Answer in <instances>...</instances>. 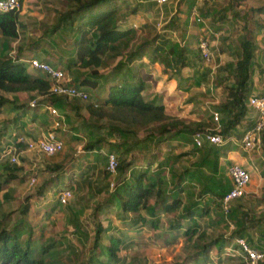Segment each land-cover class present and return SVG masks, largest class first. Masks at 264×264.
Returning <instances> with one entry per match:
<instances>
[{
    "label": "rangeland",
    "instance_id": "obj_1",
    "mask_svg": "<svg viewBox=\"0 0 264 264\" xmlns=\"http://www.w3.org/2000/svg\"><path fill=\"white\" fill-rule=\"evenodd\" d=\"M64 1L30 0L28 7L30 10L32 7L35 10H49L57 7L61 8L60 11L63 12L67 8ZM135 2L134 0H122L120 15L122 16L127 12L126 6L130 10L138 7L136 5L138 2ZM193 2H196L195 6L198 9L201 6H203V9L213 8L214 15L205 17V25L199 24L200 29H197L199 34L197 32V34L194 33L196 35L195 38L190 36L192 38L190 39L191 44H195L194 46L198 48V38L203 34L205 35L204 29H206L209 36H214L211 40L220 37L215 46L217 49L228 48L230 54L233 55H237L241 51L240 41L237 38L238 34H241V30L239 31L240 23L237 26L235 23L236 18L244 19L245 13L249 14V11L255 7L253 5L257 3L258 5H264V0H181L178 8L183 3L188 11L189 5ZM231 3L234 5L233 11L225 10L224 7ZM241 4L242 6L240 7ZM184 5H182V8L185 9ZM21 9L19 11L20 22L28 21V23L33 24L34 22L30 19L31 16H28L27 10H24L27 8L23 6ZM156 9L152 20H149L144 14L137 15L141 26L138 24L140 28H137L136 43L139 44L146 39L151 41L152 38L160 33L156 25L157 19L160 17L156 14L159 8ZM222 9L225 11H222ZM30 10L28 11L30 12ZM217 10H221V12L218 13ZM57 12L59 13L56 10ZM142 12L145 11L142 9ZM256 18L260 21L258 25H264V16L261 17L256 14ZM35 19L37 20V18ZM41 19L40 26L37 27L39 30L53 29L55 26H49L53 21L52 18L43 17ZM163 21H166L165 17ZM173 22L179 28H181L180 25L183 23L180 21L179 16L174 17ZM217 23L218 26H216ZM143 25L145 27H142ZM201 25L204 27L203 30ZM182 26L185 27V24ZM34 31L35 29H30L29 32H23L26 33L24 36L26 39L25 45L34 46L36 44L37 40L33 38ZM36 32L38 31L36 30ZM215 33H219V36ZM225 36H227L226 39L224 38ZM253 38L261 42L264 47V34L255 33ZM5 39L7 43H11V39L16 38ZM55 41L57 43L60 42L61 45L63 43L69 45L71 40L66 33L60 32ZM7 43L4 49L19 48V42L12 49V45L7 47ZM217 55L218 50H214L212 61L202 60L198 67L193 69L185 68L184 75L186 76L184 79L179 80L178 77L171 74H169V77L164 75L161 78L154 75V58L156 55L153 49L149 50V53L145 56L149 62L151 61V64H149L153 68H149L151 70L148 69L151 78L148 82L147 90L143 93L144 99L162 100L164 96L162 97L160 87L164 86L165 81L167 86L170 83L174 85L175 82L179 81L178 87L171 92L173 95L167 96L165 100L167 102L165 106L167 107V113L174 116V118L184 120L186 124L203 123L204 127L197 130L194 134H180L173 140H167L165 141L166 143L161 142L159 144L157 141L161 137L150 134L151 126L147 128L140 127L137 132L138 139L147 140L150 138L145 145L142 144L143 149L137 148L129 151L126 150L127 141L131 143L135 136L133 134L123 135L116 130L114 128V125H117L116 121H111L108 118L95 121L89 108L95 103H100V100L107 96L111 84L117 81L120 76L113 74V66L94 70V73H99L102 77L97 78L98 76H94L97 86H84L90 94L89 99L86 101L69 99L67 108L60 109L63 120L62 126L57 131L65 142V147L61 152L45 155L37 150L23 147L18 150V153L16 151L17 162H10L8 159L10 156L0 161V182L8 179L10 172L12 173L11 176H13L6 183L4 191L0 193V204L3 211L1 216L3 217L2 225L12 229L14 226L21 224L25 228L31 229L33 238L31 241L34 242L31 252L32 257L46 262L45 264H89V262L92 264H249L240 253L233 254L225 250L223 245L229 246L234 243L235 238L239 237L237 233L240 226L239 218L242 213L246 214L248 218L251 216L253 218L252 221H255L259 216L264 218V216L256 214V211L264 210V199H262V196H257L254 191L246 192L243 197L231 203L230 211L226 213L218 195L232 185L230 176L232 164L229 163L227 165L226 161L223 160V169L219 175H216L210 168L212 162L207 158L210 157V159L214 160L215 153H217V145L206 142L202 147H198L194 142V135L197 132L216 131L218 122L215 120L214 112L218 111L220 113L219 123L221 124L227 117V113L222 112L219 106L227 102L228 96L223 94V91L227 93L229 88L228 86H223L222 89L217 90L215 84L216 78L219 77L224 82H227L225 85H228L230 77H232V71L230 72L227 69V65L224 62L218 63ZM157 67L160 68V66ZM162 67L164 68L163 64L161 65ZM92 72L93 70L89 73L91 74ZM194 74H199V78L187 80V77H191ZM262 74L264 76V70ZM71 77L72 73H69L68 79L70 81L73 80ZM0 97L7 98L10 101L8 105H4L0 109V149L2 151L5 148L10 150V146L14 144L17 136L20 133H25L20 132L22 129V131H25L24 128L16 127L14 129L15 126L12 124L20 116V111L12 108L14 104V106L21 105V107L29 104L32 110L29 112L26 109L23 115L29 112L28 116L32 117L35 109L36 112H40L43 115L42 120H45L44 131L50 128L51 118L53 117L49 109L44 106L35 108L30 106V101L37 98L34 93L25 91L7 92L0 89ZM216 101L219 102L217 103ZM37 115L39 116V114ZM21 122L24 123V121ZM120 124L123 125L122 123ZM4 130L6 133L2 136L1 133ZM40 134L41 131L38 135ZM97 137L106 139L104 146H101L98 151L89 150L87 145L95 141ZM109 141L115 144L114 149H111ZM263 142L262 144H264ZM262 144L261 150L264 149ZM113 150L120 163L125 160L128 162L132 161L136 169L146 170L149 161H153L150 172L157 170L158 163L162 159L170 157L171 166L164 173L167 181V184L163 186L164 193L173 192L174 178L176 176L184 172V170L190 171L187 174L190 179L189 183L185 184L186 190L182 194L183 202L186 205L197 202L208 211L199 217L198 222L201 227L193 235V238L184 234L186 228L179 229L173 226L174 222L180 221L179 217L183 214L184 207L179 209L176 214H162L161 227L154 230L148 225H132L130 218L123 219L120 217V207L114 193L118 184L124 180L127 172L130 176V169H126V172L117 171L116 173H111L108 170L107 158L105 157L109 151ZM2 151H0V154ZM150 153L158 154L157 162L153 158L151 159V156L146 157ZM57 166H61V168L57 170ZM9 168L15 169L9 170ZM195 171L197 172L196 175L191 177V174ZM33 179H35L34 182ZM205 187L209 188V191L211 189L217 191V195L204 191ZM65 189H71L72 196L66 204H63L59 201L58 194ZM259 204L262 208L258 207ZM144 212L146 211L144 210ZM263 218L260 220L261 225L256 229H252L253 236L259 240H264ZM99 223L104 227H113L108 233H102L104 237L102 240L103 245L106 244L104 242H108L107 237L109 235L119 237L120 249L117 260H109L106 255L102 256L100 254L102 245L99 248L100 243L99 245L96 244V228ZM189 223V220L184 221L185 226ZM254 227L252 226V228ZM24 236L27 237V235ZM215 239L225 241L222 249L220 244L215 247L213 244L210 247L207 246ZM23 241L22 238V243ZM47 245H52L48 254H46L47 251L43 252V248L48 247ZM205 245L207 246L206 252L200 254Z\"/></svg>",
    "mask_w": 264,
    "mask_h": 264
},
{
    "label": "trees",
    "instance_id": "obj_2",
    "mask_svg": "<svg viewBox=\"0 0 264 264\" xmlns=\"http://www.w3.org/2000/svg\"><path fill=\"white\" fill-rule=\"evenodd\" d=\"M64 2L67 8L59 16V21L51 29V32H56L60 27H64V29H67V32H78L80 35L75 41L77 61L73 66L77 67V70L73 72L75 79L71 83L78 85L77 81H80L79 83L84 86H97L94 76L100 78L102 75L94 73V70L113 66V74L119 75L120 78L111 84L107 96L101 99L100 103H95L89 106V108L95 121L108 118L111 121L117 122L114 128L123 135L133 134L135 136V139L131 143L127 141V151L137 148L143 149L142 144L145 145L146 141L150 138L147 140L138 139L137 132L140 127L147 128L151 126L150 134L161 137L157 141L158 144L161 142L166 143L165 141L167 140H173L180 134H194L197 130L204 127L203 123L186 124L184 120L169 115L165 105L158 104L155 100H145L143 92L146 89V82L140 76L138 69L133 65L142 59L150 49H153L154 54L158 56L167 54L168 52L161 59L162 63L165 67L174 66V68L181 71L182 68L194 66L193 59L191 60L189 57L188 47L170 43V39L168 38L163 39L161 46L159 44L155 45L156 40L161 38L159 34L152 38L151 41L146 39L139 44L136 43L138 29L135 28L130 19L138 15V8L130 10L126 6L127 12L121 16V0H65ZM231 8H233L232 3L225 10H230ZM212 9H207L205 13L209 14ZM217 12L220 13L221 10H217ZM19 25V12H0V35L2 36L0 37V89L7 92H32L35 97L44 96L39 101L38 106L53 105L58 109H66L69 105V99L50 92L51 81L46 74L32 75L28 72V64L7 55L3 56L7 43L5 38H18ZM258 26L264 28L263 24ZM142 27L145 26L143 25ZM254 58V42L245 38L242 42V55L240 59L230 65L233 68L231 73L235 77V85L229 88L227 102L219 106L222 112L227 113V118L221 124L222 127L214 131L221 133L226 138L231 134V130L240 124L247 113L249 107L247 89L251 81ZM91 70L93 72L90 74ZM8 103H10L9 99L0 97V109L4 105H8ZM13 122L17 124V120ZM5 133L4 130L1 135L3 136ZM105 141L104 137H97L95 141L87 145V148L98 151V149H101V146H104ZM109 145L111 149H114L115 144L109 141ZM217 147L214 160L210 159V157L207 159L212 162V166L209 167L216 175H219L221 168L219 153L225 154L226 152L224 153L223 148H220L223 146ZM147 156H151V159L153 158L157 162L156 158L158 154L150 153ZM105 158H107L108 163V156ZM169 160L170 157L162 159L158 163L157 170L152 172H150V168L153 161H149L147 169L142 170L136 169L132 161L128 162L125 160L123 163H120L119 160L117 171L124 172L126 169H130V176L127 172L124 180L118 184L114 193L120 207V217L123 219L130 218L132 225H148L154 230L161 227L162 214H176L180 208L184 207V212L179 217L180 221L174 222L173 226L179 229L186 228L184 234L193 238V235L201 227L198 222L199 217L208 211L197 202L190 205H186L183 202L182 194L186 190L185 184L189 183L190 179L187 174L190 171L184 170V172L174 178V190L172 193L163 192V186L167 184L164 173L171 166ZM60 168L61 166L56 167L57 170ZM13 169L15 168H9V170ZM196 173V171L192 173L191 177H194ZM11 175L12 173L10 172V177L4 182H0V193L4 191L6 183L13 178ZM219 181L222 182L221 179ZM231 188L230 186L218 195L220 196V200ZM204 191L217 193L213 189L209 191L207 187H205ZM24 211L26 212L25 209ZM229 211L225 212L229 213ZM2 215L3 211L0 204V264H45L46 262L32 257L31 252L34 242L31 241L33 239L31 229H27L21 224L8 229L2 225ZM247 218L248 216L244 213L239 218L240 226L237 233L239 237H244L246 234ZM185 220L190 221L186 226L184 224ZM253 224L251 226H255ZM112 228L104 227L99 223L96 228V244L99 245L100 243L99 248L102 245V248H100L102 256L106 255L109 260H117L120 249L119 237L109 235L107 237L108 242H104L106 243L104 245L102 244L104 238L102 233H108ZM24 235H27V237ZM22 238L24 240L23 243ZM224 242V240L215 239L207 246L220 244V248L222 249ZM248 242L251 246H256L250 240ZM47 246L43 248V252L47 251L46 254L49 253V248L52 245ZM207 246H204L200 254L206 252ZM223 246L226 247L227 245ZM259 249L264 251V247H259ZM89 264L92 263L89 262ZM259 264H264V262Z\"/></svg>",
    "mask_w": 264,
    "mask_h": 264
},
{
    "label": "crops",
    "instance_id": "obj_3",
    "mask_svg": "<svg viewBox=\"0 0 264 264\" xmlns=\"http://www.w3.org/2000/svg\"><path fill=\"white\" fill-rule=\"evenodd\" d=\"M22 1H23L24 8H27L24 10H27L26 12H28L27 13L28 16H31V18L30 17L29 18L34 23L30 24V23H28V21H21L20 22L19 37L16 39H11V41H10L11 43H7V47L12 45V47H11V49H12L19 42V45H18L19 48L18 49H12V50L4 49L3 56L7 55V56L12 57L15 60L16 59H19V60L30 59L31 57H34V58H39V59H42L45 61H49L53 65L58 66L60 68H63L68 74L72 73L71 79L72 78L75 79V74L73 72L77 70L76 69L77 67L73 66V64L77 61V49H76L75 41H76V39H78L80 37L79 33L78 32H69V31L67 32V29H64V27H60L56 32H53V33L51 32V28H46L45 30H39L37 28L38 26H40V22L42 21L41 18H43V17L44 18H48V17L52 18L53 21L49 24L50 27H52V25H56L59 21V16L65 10L62 12V11H60L61 8H57V7L51 8L49 10L48 9L35 10L32 7V9L30 10L28 7L29 6L28 2L30 0H22ZM126 1H130V0H126ZM180 1L181 0H173L172 1L173 5L171 2V3L165 4L163 7L161 5H159L155 0H143V2H140L139 4L136 3L135 1L134 2L136 3V5H138V7H137L138 8V15L144 14V15H146L147 18H149V20L153 19V16H154L153 14L157 10L156 8H159V10L156 14L158 15V17L163 16L168 20V23L166 24L165 27L167 29L171 30L172 32H175L176 35L175 34H169V33H159V36L161 38L159 40H156L155 45L159 44L161 46L163 39L168 38V39H170V43H175V44L181 45L182 47L183 46L188 47L189 57L191 58V60L193 59L194 66L185 67V68L193 69L195 67L200 66V64L202 62L201 61V53H200L199 49L194 46L195 44H191V40H190V39L196 37V35L194 33H196V32L198 33L197 29H200L199 23H194L191 20V11L190 10L192 9V7L194 5H196V2H193L194 4L191 3L190 4L191 6L188 4L189 7H188V11H187V7H185L186 5H184L183 3L181 4V7L178 8L180 6ZM182 5H184L185 9L182 8ZM228 6H229V4L224 8H227ZM241 6H242V4L240 5V7ZM253 6H255V7L249 11V14L247 12L245 13L244 19L240 20L239 18H236V21H235L237 26L240 23L239 31L241 30L240 33L242 34V35L238 34V36H237V38L240 41L239 45H240V50H241L237 55L230 54V52L228 51V48H226V49L225 48L224 49L218 48L217 49L215 47L217 45V41L220 37L218 39L215 38V39L211 40V44L213 46V49H212L213 50V58H214V50L215 51L218 50V55H217L218 63L221 64L222 62H224V64L227 65V69L230 72L233 71V68H232V66L230 67V65L236 63L242 55V42H243V40L245 38H247V39H250L254 42L255 58L253 59L251 81H250L249 87L247 89L248 99L252 95H256V94L264 95V81H263L264 76L262 74V72L264 70V47L261 45V42H259L255 38H253V36H255V33H258L261 35L264 34V28H260L258 26L260 21L256 18V14L258 16H261V17L264 16V5L263 4L258 5V3H257L256 5H253ZM142 9L145 12H142ZM199 9H200V13L204 17H206V16L211 17L212 15H214L213 9L209 14L205 13L207 11V9H209V8L203 9V6H201ZM233 9H234V5H233V8H231L230 10L233 11ZM28 10H30V12ZM56 10L59 11V13L58 12L56 13ZM176 16H179L180 21L183 22V23L181 22L182 23L180 25L181 28L175 26L176 24H174V22H173V19ZM35 18H37V20ZM34 19H35V21H34ZM219 19H221V18H219ZM27 20H29V19L27 18ZM130 20L132 21L134 26L136 25L135 28H140L138 24H140L141 22H139V20L137 19V15H136V17L131 18ZM223 20H226V19H223ZM232 22H234V21H232ZM184 24H185V27L182 26ZM140 26H141V24H140ZM202 26L203 25H201V29L203 30L204 27H202ZM216 26H218V23L216 24ZM30 29L31 30L35 29V31L36 30L38 31L36 33L34 31V34H33V38L37 40V42L34 46L33 45L29 46L28 44H26V45L24 44L25 40H26L24 36L26 33H23V32L24 31L29 32ZM60 32L66 33L68 35V38L71 40L69 45H66L65 43H63L61 45L60 42L57 43L55 41L57 35L60 34ZM215 34H218L217 36H219V33H215ZM0 37H2V36L0 35ZM209 37L213 38L214 36H209ZM224 38L226 39L227 36H225ZM183 42H184V44H183ZM227 44H229V43L227 42ZM166 49H167V47H166ZM167 54H168V52H167ZM167 54L165 53V54L159 55V56L157 54H155L156 57L154 58V61H155L154 62V65H155L154 75H156L158 78H161L164 75H167L169 77V74H171V75H175L176 77H178L179 80L184 79L186 76V75H184V69L185 68H182L180 71V70L174 68V66L165 67V65L161 62V59L164 56H166ZM149 63L151 64V61L149 62L146 59V56H144L142 59L138 60L137 62H135L133 64L138 69L140 76L146 82V89L144 90V92L147 90L148 82L151 78L149 75L150 74L149 70H151L153 68V66H151ZM161 63L164 65V68L163 67L161 68V65H162ZM26 64H28V63H26ZM157 66H160V68H158ZM149 68H151V69H149ZM161 69H162V71H161ZM167 70H169V71H167ZM28 72L31 73L32 75L45 74L44 72L39 71V70L31 67L29 64H28ZM199 76H200L199 74H194V75H191V77L190 76L187 77V80L188 79L194 80V79L199 78ZM230 78H231L229 80L230 83H228V85H225L227 82H224L221 78L217 77L216 78L217 79L216 84H215L216 89L220 90V89H222L223 86L224 87L228 86V88H230V86L235 85L236 80H235L234 75L232 74V77H230ZM79 82L80 81H77V84L81 87H84V85H82ZM178 82L177 83L175 82L174 85H172L173 83H170V85L167 86L166 81H165L164 86L160 87L162 97L164 96V98L160 101H158L156 99H154V100L158 104H163L166 106L167 102H165V100L167 99V96L173 95V93H171V92L173 90H175V88L178 87ZM223 92H224L223 94H225L227 96L228 91H227V93L225 91H223ZM182 95H183V92H182ZM151 100H153V98ZM216 102L218 103L219 101H216ZM19 104H21V103H19ZM14 105H12V106H14ZM13 108L16 109V111L17 110L20 111V113H19L20 116H18L15 119V120H17V124H15V122L12 123L13 126H15L14 129H16V127H20L21 129L24 128L25 131H22L23 130L22 129L20 132H25L24 134H26L28 137L37 139V138L41 137L44 133H46L52 126L53 119L51 118L50 128L47 131H44L45 130V126H44L45 120H42L43 115L40 112H36L35 109H34L33 116L32 117L28 116V113L32 110L29 107V104L28 105H22V107H21V105H18V106L16 105ZM26 109H28L29 112L27 114L23 115V112ZM210 111H211V108H210ZM37 114H39L40 117ZM257 117H258L257 111L254 108H252L251 106H249L247 113H246L245 117L242 119V121L240 122V124L237 127H235L233 130H231V134L228 136V140H227L226 144L223 145V147H220V148H223L224 153L226 152L225 154L219 153V155H220V167H221L220 172L223 169V165H222L223 160L226 161L225 163L227 165L229 163L233 164V163H237V162L240 163L241 165H244L245 167L250 169L251 173H252V181L247 187V192L254 191L257 194V196H262V199H264V149L261 150L260 148H258L254 151L247 152L243 149L242 144H241V139L243 137V134L245 133V131L248 128H250L255 123V121L257 120ZM21 121H24V123H22ZM10 123H11V121H10ZM40 131H41V134L38 135V133H40ZM20 134H23V133H20ZM263 139H262V142H263ZM262 145L264 146V144H262ZM231 184H232V180H231ZM231 187H232V185H231ZM258 207L262 208V206L260 204L258 205ZM256 214L264 216V210L256 211ZM262 218L263 217L259 216L255 221H252L253 218L250 216L249 218L246 219L247 228H246V234L244 237L247 238L248 240H250L252 243H254L256 245L255 247L257 249H259V247H264V240H259L258 238L254 237L252 234V229H256L261 225L260 220H262ZM252 224L255 225L254 228H252V226H251ZM263 226H264V224H263ZM215 246H217V245H215ZM227 247H225V250H227Z\"/></svg>",
    "mask_w": 264,
    "mask_h": 264
},
{
    "label": "built area",
    "instance_id": "obj_4",
    "mask_svg": "<svg viewBox=\"0 0 264 264\" xmlns=\"http://www.w3.org/2000/svg\"><path fill=\"white\" fill-rule=\"evenodd\" d=\"M138 3L143 2V0H134ZM159 5H165L171 3L172 0H156ZM23 8V1L21 0H0V12L16 11L19 12ZM163 16H160L156 23L157 29L160 33L175 34L171 30L167 29L165 26L168 20L163 21ZM191 20L194 23H199L205 25L206 19L200 13L197 6H193L191 9ZM136 26V25H135ZM205 35H201L198 38V49L201 53L203 60L211 61L213 59V50L211 44V38L208 32L204 29ZM184 44V42H183ZM24 63H28L31 67L44 72L48 79L51 81L50 92L57 95H62L68 99H79L86 101L89 99L90 94L86 88L78 86L71 83L69 74L58 66L53 65L49 61H45L39 58L31 57L30 59H22ZM44 96H38L30 101V106L32 108L38 107L40 99ZM248 105L257 111L258 117L255 123L248 128L241 139L242 147L245 151L251 152L261 147L262 137L264 133V95L256 94L252 95L248 99ZM49 109L52 115L53 123L51 128L44 133L41 137L34 139L28 137L25 134H20L15 140L14 144L8 148L3 149L0 154V161L8 156L10 162L18 161V150L23 147H28L32 150H37L39 153L45 155H53L54 153L61 152L65 147V142L60 136L57 129L62 126L63 116L60 110L53 106H45ZM220 113L218 111L214 112L215 120L218 122L216 131L221 128ZM228 137H224L219 132H197L194 135V142L198 147H202L206 142L210 144H215L217 146H223L226 144ZM20 144V146H18ZM14 151V152H13ZM17 151V153H16ZM108 165L107 168L111 173H116L118 169L119 159L115 152H108ZM230 176L232 180V188L230 191L221 199L222 206L226 212L231 208V203L241 197H243L247 192V187L252 181L251 170L241 165L239 163H234L230 167ZM35 179H33L34 182ZM72 196L71 189H65L58 194V199L63 204H66L70 197ZM229 252L240 253L249 264H259L264 262V251L259 250L248 242L245 237H237L230 246L227 247Z\"/></svg>",
    "mask_w": 264,
    "mask_h": 264
}]
</instances>
